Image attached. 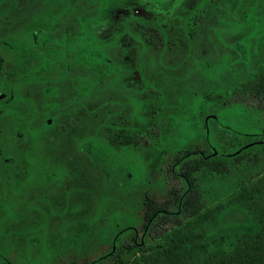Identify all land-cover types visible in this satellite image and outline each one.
I'll return each instance as SVG.
<instances>
[{
	"label": "rangeland",
	"instance_id": "rangeland-1",
	"mask_svg": "<svg viewBox=\"0 0 264 264\" xmlns=\"http://www.w3.org/2000/svg\"><path fill=\"white\" fill-rule=\"evenodd\" d=\"M128 1L135 6L124 7L120 3L111 8L110 16L114 19L108 28L117 27L115 18L120 19L122 14L133 10L152 18L173 14L171 9L165 8L168 0ZM184 1L178 0V3ZM78 3L83 6L81 12H89L85 0ZM253 3L259 4L255 0L242 10L228 5L213 11L212 16H207L194 32L193 39L186 35L185 30L172 28L166 48L156 44L149 47L143 57L141 46L135 42L140 41V36L133 30L127 31L128 35L117 36V42L111 47L107 48L105 44L104 51L112 56L109 55L112 60L99 55L103 48L98 37H89L96 49L92 52L93 61H88L89 65L102 62L106 67H112L115 61L119 66L99 79L91 70L73 63L72 73L78 77L76 83L80 84L76 87H81L85 80L91 81L90 92L76 88L77 101L84 97L83 103L89 109L101 105V118L112 110L121 124L124 123L127 132L112 143L121 153L113 157L117 159L113 164L117 169H127L132 173L131 185L128 184L132 187H122L118 182L117 190L109 191L112 184L107 171L103 180L99 166L93 168L91 163V171L83 179V185L73 193L68 194L71 179L78 174L83 178L85 174L74 169L68 176L71 179L67 178L62 184L65 194L56 205V216H52L50 210H47V218L36 210L27 212L21 209V202L9 207L13 214L0 211L1 262L10 257L16 264H89L111 247V241L105 239L111 223L140 229L145 211L140 198L144 193L147 191L163 201L170 187L179 186L178 179L170 174L164 176V171H160L155 162L164 148L168 155L179 146L193 148L199 145L207 150L210 134L215 143L226 150L249 142L251 148L260 149L256 152L264 158V141L257 144V137L264 130V112L251 92L257 77L264 72V12L261 13ZM96 20L88 14L79 21L83 26H90L89 23ZM86 31L92 33L90 29ZM85 37L88 38L87 35ZM80 50V46L74 49L75 59L84 57ZM87 56L91 57L89 52ZM141 63L145 66V77L153 80L149 82L154 90L152 94L145 87ZM104 65L98 67L109 71ZM147 93L151 96L145 99ZM140 103H146L150 113L148 109L144 111ZM76 107L78 112L82 109L79 103ZM85 114L78 120L76 135L80 137L86 132H96L107 139L109 131L92 124L98 118L91 113ZM82 115L79 112L76 117ZM89 123L90 131L87 129ZM205 125H209L208 137L207 132H203ZM226 126L230 127L227 129ZM106 145L108 148V142ZM109 152L112 153L111 150ZM166 168L164 165V170ZM76 178L79 184V178ZM204 179L215 183L217 192L220 191L222 184L217 177L207 174ZM32 196L37 195L34 193ZM26 218L31 223L25 222Z\"/></svg>",
	"mask_w": 264,
	"mask_h": 264
},
{
	"label": "trees",
	"instance_id": "trees-1",
	"mask_svg": "<svg viewBox=\"0 0 264 264\" xmlns=\"http://www.w3.org/2000/svg\"><path fill=\"white\" fill-rule=\"evenodd\" d=\"M79 1L0 0V57L3 58L4 65L9 64V61L14 59L15 54L19 52L13 44L15 42L8 38V36L16 35L8 34V28L27 27L32 34L36 29L42 32L43 29L63 27L64 25L59 23L64 19H69L75 34V43L72 48L80 46V53L84 54V57L75 59V64L84 66L99 79H103L119 64L114 61L112 67H106V64L102 62L89 65L88 61H93L92 52L96 51L89 37L90 39L94 36L98 37L103 48L99 55L112 60L111 55L104 51L105 44L109 48L117 42V36L128 35V32L133 30L140 36V41L135 40V42L141 46L143 57L145 51L156 44H160L162 49H165L170 43L169 36L172 28L185 30L186 35L193 39L194 32L200 28L207 16H212L213 11L228 5L235 10H242L252 1L255 2V0H185L180 4L178 0H168L165 8L171 9L173 14L165 18L139 15L133 10L131 13L122 14L120 19L115 18L114 23L117 27L108 28L114 19L110 16L114 5L120 3L124 7L135 5L128 4V0H85L88 4L87 9L90 10L81 12L83 6L78 3ZM257 1L259 4L253 3V5L257 4L256 8L263 13L264 0ZM136 7L139 6L136 5ZM88 14L97 19L93 24L89 23L92 29L88 25H81L79 21L83 15ZM259 20H257L258 23ZM87 29H90L92 33L87 32ZM86 35L88 38L85 37ZM31 44L33 45L29 47L38 51L39 42L32 40ZM88 52L91 57L87 56ZM37 53L35 52L34 55ZM31 57L29 55L30 59ZM34 58L39 62L34 66L29 63V74L31 75L37 74L38 69L45 68L44 62L39 60L40 54ZM101 64H105L104 67L109 71L100 70L98 66ZM3 68L10 69L9 66ZM13 69L14 72L8 74H22L20 64L14 66ZM140 69L144 78L146 75L143 63ZM54 71L52 74L63 76L72 73V67L70 65L61 66ZM144 81L147 92L152 94L154 90L149 82L153 80L145 77ZM152 83L155 84V82ZM76 85L80 84L76 83ZM77 89L84 92L91 90L88 86L85 87V83ZM251 90L259 108L264 109V82L261 76L257 77ZM150 94L147 93L145 99L151 96ZM78 99L82 101L83 110L79 112L83 115L78 118L73 117V120L78 123L85 113H91L98 118L92 124L95 123L97 127H103L109 131L107 139L96 132H93L94 134L86 132L88 134L84 133L78 140V146H81L83 150L85 142L90 145L89 154L93 168L95 165L99 166V175L103 180L107 171L108 180L112 184L109 191L117 190L118 182L122 187L131 188L132 173L127 169H117V166L113 164L115 160L117 161L113 157L121 153L116 151L112 143L127 132L124 123L121 124L122 121L112 110L105 112L101 118V105L89 109L90 107L88 108L83 103L84 97ZM145 104L140 103L144 111L148 109V105ZM147 112L150 113L149 109ZM21 116L13 112L11 120H20ZM208 127L209 125L204 126V134ZM229 127L226 126L227 129ZM106 142L109 144L108 148ZM207 142L210 143L207 150L199 145L193 148H180L179 146L170 155L166 148L159 153L155 161L159 170L164 171V176L170 174L178 179L179 186L170 187L163 201L157 200L146 191L140 198L145 208L141 218V228L131 225L120 227L111 223L107 233L108 237H105L111 241V247L89 264H264V158L256 152L260 149L255 150L249 144L238 151H234V148L226 150L217 145L210 134ZM257 144L261 143L257 142ZM125 148L128 149L127 146ZM248 148L253 152L252 154L249 153ZM105 155L112 156V158H105ZM167 155L168 157L165 158ZM29 164L32 168L29 169L28 177L33 180L36 178L35 171L40 169L36 168L37 160L35 159H30ZM21 165V158H0V211H10L8 205L10 197L7 192L9 185L6 182L5 172L12 170V177L17 180L13 188L19 190L22 175L16 172L22 171ZM164 165L167 167L165 170ZM207 174L220 180L222 185L219 192L216 190L215 183L206 182L204 177ZM213 184L215 186H212ZM20 200L21 192L15 191L13 204ZM11 213L13 214V210ZM4 260V262L0 260V264H16L10 257H5Z\"/></svg>",
	"mask_w": 264,
	"mask_h": 264
},
{
	"label": "flooded vegetation",
	"instance_id": "flooded-vegetation-1",
	"mask_svg": "<svg viewBox=\"0 0 264 264\" xmlns=\"http://www.w3.org/2000/svg\"><path fill=\"white\" fill-rule=\"evenodd\" d=\"M59 24L64 26L43 29L42 32L36 29L32 34L27 27L8 28V34L16 35L8 38L15 42L13 44L20 53L17 52L16 57L5 65L3 58L0 57V158L22 160V171L16 172L22 175L19 190L13 188L17 180L13 179L12 170L5 172L9 185L8 205L13 207V194L20 191L21 209L27 212L39 211L43 218L49 217L47 210L53 212L52 216H56V205L60 203L61 195L65 194L62 190L65 187H62V184L75 171L74 169L80 170L85 176L83 178L79 177L82 174L74 176L79 178V184L77 178H69L71 179L69 195L83 185V179L87 178L86 175L91 171L92 163L90 145L85 142L83 150L78 146L81 135L80 137L76 135L78 123L73 120L79 110L76 104H82L81 100L77 101L75 92L78 77L76 78L73 73L63 76L52 74L57 67L70 65L73 68L75 63L73 56L75 48H72L75 34L70 26L71 21L64 19ZM32 40L39 42L38 51L29 47L33 45ZM35 52L38 53L34 55ZM39 54V60L44 62L45 68L38 69L37 74L31 75L29 63L33 66L37 64L39 61L34 57ZM29 55L32 56L31 59ZM17 64L21 65L22 74H8L14 72L13 67ZM4 66H9L10 69L6 70ZM261 77L264 82V72ZM85 83L86 87H89L91 81L85 80ZM262 110L264 112V109ZM13 112L22 115L20 120H11ZM90 128L91 123L87 129L90 131ZM262 132L259 136L261 138L257 137V142L261 144L264 141ZM248 143L245 141L240 146L235 145L234 151ZM248 149L252 154L250 148ZM30 159L37 160L36 168L40 169L35 171L36 178L33 180L28 177L29 169L32 168L29 164ZM34 193L37 196L33 197ZM27 220L26 218L25 222L31 223Z\"/></svg>",
	"mask_w": 264,
	"mask_h": 264
}]
</instances>
